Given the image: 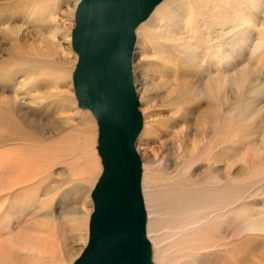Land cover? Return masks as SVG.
<instances>
[{"label":"rangeland","instance_id":"rangeland-1","mask_svg":"<svg viewBox=\"0 0 264 264\" xmlns=\"http://www.w3.org/2000/svg\"><path fill=\"white\" fill-rule=\"evenodd\" d=\"M28 1L0 0V77L3 76L5 79V76H7L8 78L6 82L0 84V104H4L1 106L6 104L9 111L14 112L21 131L31 132L32 130L27 129L26 124L29 123L32 126V123H34L38 130L34 131V129L33 131L42 134V136H38L39 138H45L42 145H55L66 137H72L68 141L73 143L83 130V124L81 116L74 114L77 110L75 105L71 106L70 109L66 105L69 99L74 98L71 79L68 80L70 84L67 83L66 87L62 86L58 89H52L54 83L48 77H38L34 82L31 81L35 65L41 70L49 66H55L57 69L59 67L70 69L71 67L70 74H72L77 57L71 50L70 40L68 42L66 40L69 36L67 38L65 36L70 35L72 28H74L73 10L78 0H48L51 6H55L53 20L50 21L47 20L46 16L43 20H38V16H32L26 8L30 4ZM52 2H55L56 5H53ZM263 7L264 4L258 9L256 17L253 18L255 19L254 22H249L244 18V21L246 20L244 25V30H246L244 31V49H238L240 54L236 55V57H241L242 60L240 64L231 66L229 71L230 76L233 77L231 81L234 85L231 83L227 88L228 105L224 109L225 118L223 116V104L219 103L217 106L219 113L223 112L221 126H215L210 122L209 114L213 113L208 110L209 98L207 96L200 95L199 92L189 95L182 90L179 92L182 93V97L177 94L180 97L179 103L170 92L172 89H176L175 87L180 81L186 80L187 77L182 78L181 75H189L190 73L185 71L187 67H184L183 64L179 65V49L177 47V44L180 45L181 43V46H183L187 43L188 30L185 28L174 29L170 33L174 31L177 34V39L165 40L163 38L162 41L164 42L160 41L162 42L160 44L152 40L151 36H147L145 32L141 34L137 31L132 57V73L135 78L134 87L139 101L138 109L142 114L146 134L140 139L138 138L135 147L140 159L143 160L142 162L154 173L156 188L163 193L178 188L183 182L190 186V183L185 179L193 182L201 181L204 178L202 183L204 181L207 183L208 180L213 181L214 178L221 176L219 179L221 180L225 176V171L228 173L227 179L229 180L231 193H244V184L251 181V179L247 178V180L245 178L251 168L245 161L253 153L249 151V155L247 154L244 157V152H241L244 150V142L247 143L249 137L254 135L258 138L256 133L261 132L262 122L264 125V120L261 119L263 118L264 109L261 113H258L261 118L258 115L259 119L256 120L255 118L253 125L247 126V129L251 130V135L244 139V107L246 105L253 106L254 110L257 106L264 107V44L255 46L257 40L261 37L264 40V36H260V30L264 28V25L260 22L264 14L260 13ZM161 22L164 23L163 20L159 21V23ZM157 23L154 27L155 33L159 30ZM152 36H154V33ZM167 48L171 49L169 53L165 52V49L168 51ZM162 51L164 57L174 56L173 62H175L174 67H172L174 70L164 67L165 60L157 54ZM181 54L186 61V53ZM199 55L198 61H203L202 54L199 53ZM203 66L205 64L200 62L197 66L188 68L191 70L190 76L194 83H203L206 80L204 78L205 74H199ZM240 72L244 75H239ZM170 74H173V77ZM237 77L238 79H236ZM174 78H177L176 81ZM241 78L243 82L239 80ZM234 79L236 80L234 81ZM171 80L175 82L172 83ZM237 81H240V85ZM174 83L176 84L175 87ZM250 91L253 92L252 95H249L251 94ZM211 109H216L215 104L212 103ZM226 110L228 113H226ZM80 113L84 114L83 112ZM230 124L231 126H229ZM93 125V123H90V127L87 128L89 137L93 132L95 137V125L94 127ZM225 128L228 131L229 138L226 141L221 137L225 133ZM4 132L6 130L0 133ZM73 138L75 139L71 140ZM263 140L261 137L256 141V145L261 147L262 156L256 159L255 162L262 164L261 169L264 167ZM41 142L42 140L39 143V139H35L25 143V141L19 139L0 145V163L1 159L5 157L8 161L6 164L2 162L4 167L0 164V183L4 184L8 179L20 176V161L24 157V152L27 149L40 148ZM203 147H206V151ZM214 151L217 152L215 158H213ZM61 164L51 169L52 174L39 184L36 189L37 192L33 191L30 194V206L25 207V195L22 197L19 195L24 192L23 185L21 187L17 186V189L14 187L13 190H7L4 193L0 192V240L3 238L4 241L11 238V241H4L11 244L9 246L12 250L8 252L7 249V255L2 257L3 260H6V264H41L27 248L18 245V243V246L16 245V235L25 234V231L28 232V235L33 233V230L30 231L27 228L31 225L30 223L34 224L36 220L50 218V215H53L52 219L55 220L58 229L56 235L58 241L67 252L64 255V261L60 264H73L84 250L85 245L81 240L79 241L80 238L78 239L80 232L77 221H65L63 216L67 212L63 213L61 209L67 208L69 210L71 206L73 208L74 202L78 203L81 200L80 198H82V202L83 200L89 202L87 199L89 190L85 191L83 197L79 193L73 192L72 187L78 185L77 179L76 177L73 178L71 173L68 172L67 167H65L66 164ZM184 164L187 165L185 172V169H182ZM209 164L215 166L216 172L208 171L207 165ZM99 176L97 174L95 179H98ZM5 177L7 178L5 179ZM85 185L84 187L87 188V184ZM16 192L18 193L16 194ZM72 192L73 194L70 197H66L68 193ZM10 193H13L12 195L15 198L17 197V200L13 201V196H7ZM51 196H53V204L50 209L51 214L48 215L49 209L47 210V207L38 208L39 202L37 201ZM80 204L83 206V203ZM75 208H77V205L74 210ZM84 208L90 213L92 210L90 202L86 203ZM7 225L9 226L8 229ZM85 226L84 223L82 227ZM86 231L84 232L87 233L88 238V229ZM83 237H86L85 234L82 235ZM12 241H15V244Z\"/></svg>","mask_w":264,"mask_h":264},{"label":"bare ground","instance_id":"bare-ground-1","mask_svg":"<svg viewBox=\"0 0 264 264\" xmlns=\"http://www.w3.org/2000/svg\"><path fill=\"white\" fill-rule=\"evenodd\" d=\"M28 2L30 4L28 3L29 5H27L26 8L32 16H38V20H43L44 16H46L48 21L53 20L55 6H51L48 0H29ZM78 2L79 0L77 4ZM52 3L56 5L55 2ZM77 4L73 10L74 17ZM263 4V0H160L152 8L149 16L139 22L135 27V42L137 31L141 34L145 32L147 36H151L152 40L160 44L164 42L162 41L163 38H165V40L177 39V34H175L174 31L170 33L172 30L181 28L187 29V43L183 46H181V43L180 45L177 44L179 49L178 63L180 66L183 64L184 67H187L185 71H189L190 73L189 75H181L182 78L187 77L185 78L187 81L182 80L177 86L174 83L175 85H173L174 87L176 86V89H172L170 92L179 103L180 97L177 94L182 97V93H179L182 90L189 95H194L199 92L200 95L207 96V98H209L208 110L213 113L209 114L210 122L215 126H219L223 112L224 118L226 117L224 109L228 105L227 88L232 83L231 80H233V77L230 76V68L234 64H240L242 60L241 57H236V55L240 54L239 50L242 48L244 49V31H246L244 30V25L246 23L244 18L249 22H254L255 19L253 18L256 17L258 9L263 6ZM260 13H264V7ZM161 20H163L164 23H159ZM260 22L264 25V14ZM156 23L159 26L157 33L154 31ZM72 30L70 35L65 37L67 38L69 36L66 40L67 42L70 40L69 44L71 50L77 57L73 68L74 71L78 60V53L72 45ZM153 33L154 36H152ZM260 36H264V28L260 30ZM263 44L264 40L261 37L257 40L255 46H261ZM156 47H158V45H156ZM167 50L168 51L165 49L166 53L171 51L170 48H167ZM181 53H186V61ZM199 53L202 54L203 59V61L200 62L205 64V66L201 67L199 74H205L204 78L206 80H204L203 83H194V80L190 76L191 70L188 68L195 67L200 63L198 61V57L200 56ZM157 54L165 60V68L171 69L174 67V56L170 55L164 57L163 51ZM46 64L48 65V63ZM71 70V67L70 69H62L60 67L57 69L55 66L45 67L41 70V68L35 65L31 82H34L38 77H48L49 80L54 83V85L52 84V89H58L59 87L65 86L69 79L72 81L73 71L72 74H70ZM241 72L239 75L242 76L243 73ZM238 77L236 79H238ZM134 79L133 76V83L135 81ZM176 79L174 78L175 81ZM195 79L197 80V78ZM236 79H234V81ZM241 79L239 80L243 82V79ZM7 80V76H5V79L1 76L0 84H3V82ZM174 80H171L172 83L175 82ZM237 82H235V84ZM244 83L246 84L245 81ZM232 84L234 85V83ZM71 85L73 89V81ZM246 85H248V83ZM72 93L74 94V90ZM252 93L253 92L249 95H252ZM212 103L213 105L215 104L216 109H211ZM219 103L223 104V112L221 114L219 110H217ZM2 104L3 103L0 104V132L4 130H6V132L0 133V145L19 139H22L25 143H29L35 139H39V143L41 140L42 142L40 148L34 150L27 149L24 152V157L20 161L21 175L12 177L7 181L5 180L6 183L4 184L0 183V192L4 193L7 190H13L14 187H21V185H23L24 192L19 195L21 197L25 195V207L30 206V194H32L33 191L37 192L36 189L39 184L52 174L53 171H51V169L58 164H66L65 167H67L68 172L71 173L73 178L76 177L78 182V185L72 187V191L77 192V194L79 193L82 197L85 195V191L89 190L90 192H87V199L92 209L90 213L84 208L86 203L89 202L85 200L82 202V198H80L81 200L78 203L74 202L75 205H73V208L71 206L69 210L67 208L61 209V212H67V214L63 216L65 221H77L80 232L78 239L80 238L79 241L81 240L86 247L89 238V220L93 212L91 192L98 180L95 179V176L97 174L98 176L101 175L100 172H102L103 169L102 160L97 149L98 124L95 117L89 109L81 107L78 104L74 94V98L69 99L66 105L69 109L71 106L75 105V109L77 110L76 112L74 111V114L81 116L83 130L79 134V137H77L76 141L74 140L75 138L71 139L74 140L73 143L68 141L72 137H66L63 141H59L55 145H42L45 138H39L38 136H42V134L34 132L38 130L37 126L34 123H32V126L27 123V129H31L32 131H21V127L15 119L14 112L12 110L9 111L6 104L5 106H1ZM263 109L264 107L262 108V106L255 107V110L253 106L246 105L244 107V139L251 135V130L247 128L253 125L255 118L256 120L261 118V115L258 113H261ZM227 110L229 111V108ZM228 111L226 113H228ZM262 117L261 119L264 120V114H262ZM90 123L95 125V137L93 136L94 132L90 137L88 136L89 134H87V128L90 127ZM142 125L143 127L136 141L146 134L143 119ZM224 125L226 126V124ZM229 126H231V124ZM245 130H247V132H245ZM256 135L258 138L253 135L249 137L247 143L244 142V150L241 152H244V157L247 154L249 155V151L253 153L246 161L244 159L246 164L251 166L245 177L246 179H251V181H247V183L244 184V193H231L229 180L227 179V171H225V176L221 180H219L221 176L214 178L213 181L208 180L207 183L206 181L202 183L204 178L201 181L193 182L185 179V181L190 183V186H188L186 182H183L178 188L163 193L160 189L156 188L157 185L154 173L147 168L145 163L142 162L143 160H141L142 171L140 188L146 215L145 238L148 242L147 264H264V167L261 169L260 167L262 164L255 162L256 159L262 156L261 147L256 145V141L261 137L264 139L263 122L261 132L256 133ZM221 137L224 138L225 141L229 139L227 129ZM205 148L206 147H203V149ZM251 150H253V152H251ZM216 154L217 152L214 151L213 158L216 157ZM8 160L10 162L9 158ZM2 162L3 164L8 163L7 157L1 159V166H3ZM207 166L208 171L216 172L213 164ZM186 168L187 165L184 164L182 166V169H185L184 172ZM36 177L38 178L35 179ZM6 178L7 177H5V179ZM84 183L87 184V188H85L86 185ZM82 191L83 193H81ZM73 192L68 193L66 197H70ZM17 193L18 192H16V194ZM12 194L13 193H10L7 196H13V201H15L17 197L15 198ZM52 198L53 196L37 201L39 202L38 208L47 207V210L49 209L48 215L51 214L50 209L53 204ZM80 203H83V206ZM76 205L77 208L74 210ZM52 218L53 215H50V218L47 217L36 220L35 223L33 222L34 224L30 223L32 227L30 228L29 226L27 228L30 229V231L33 230V233H31L32 235H28L26 231L25 234L21 233V235H16V245L18 243V245L27 248L32 253V256L35 255L37 257L38 262L41 264H60L64 261V255L67 254L66 250L61 247L58 241L56 236L58 229L55 220ZM84 223L86 226L82 227ZM8 227L7 225V229ZM87 229L88 238L87 233H85ZM82 232L84 233L81 234ZM84 234L86 237L82 238ZM15 238L14 240H16ZM7 240L11 241V238H7ZM7 240L5 239L4 241ZM4 241L3 238L0 240V264H6V260H3L2 257L7 255V249L8 252L12 251L11 246H9L11 244ZM13 243L15 244V241ZM24 247L22 248L23 250L25 249ZM79 257L80 255L75 261Z\"/></svg>","mask_w":264,"mask_h":264},{"label":"water","instance_id":"water-1","mask_svg":"<svg viewBox=\"0 0 264 264\" xmlns=\"http://www.w3.org/2000/svg\"><path fill=\"white\" fill-rule=\"evenodd\" d=\"M160 0H79L73 90L98 124L103 169L92 192L86 247L74 264H147L145 210L135 149L142 128L132 57L134 29Z\"/></svg>","mask_w":264,"mask_h":264}]
</instances>
